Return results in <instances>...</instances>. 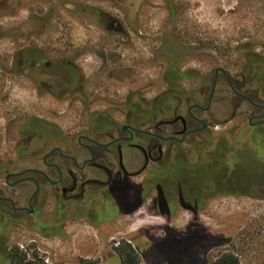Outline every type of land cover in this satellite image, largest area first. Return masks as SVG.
<instances>
[{
	"label": "flooded vegetation",
	"instance_id": "obj_1",
	"mask_svg": "<svg viewBox=\"0 0 264 264\" xmlns=\"http://www.w3.org/2000/svg\"><path fill=\"white\" fill-rule=\"evenodd\" d=\"M100 1L125 7L127 22L99 9L83 8L82 16L87 12L94 20L89 26L113 44L120 41L133 50L129 41L139 26L132 20L146 0ZM165 2L172 26L180 9ZM73 9L68 12L78 15ZM182 34L167 32L145 62L161 65L158 85L136 84L133 64H125L122 52L105 51L102 42V51L91 58L73 52L72 45L52 57L35 46L21 47L16 54L20 72L26 73L21 75L35 90L59 96L56 104L65 107L60 114H73L86 128L63 132L40 116L20 128L12 158L0 165V264L10 250L9 234L25 229L62 243L70 226L89 227L103 242L110 237L116 255L128 247L147 264L140 250H148L155 237L213 238L201 225L171 228L180 210L196 219L202 207L222 198L264 201V82L253 87L246 78L257 75L255 63L264 65V57L246 54L240 82L218 65L215 42L198 43ZM193 60L211 66L192 68ZM150 88L157 92L150 94ZM216 107L225 115L217 117ZM154 215L165 227L140 224L132 234L114 237L130 228L128 221ZM214 240L203 250V264L227 243ZM196 243L197 238L189 240L187 248Z\"/></svg>",
	"mask_w": 264,
	"mask_h": 264
},
{
	"label": "rangeland",
	"instance_id": "obj_2",
	"mask_svg": "<svg viewBox=\"0 0 264 264\" xmlns=\"http://www.w3.org/2000/svg\"><path fill=\"white\" fill-rule=\"evenodd\" d=\"M170 1L180 9L172 26L167 20L165 0H146V5L138 10L132 20H137L139 26V32L132 35L133 40L129 41L135 46L132 50L117 39L120 44H113L104 33L89 26L94 20L87 17V12L85 16L81 14L83 8L89 13L99 9L113 16L124 17L123 23H126L128 17L125 7L119 10L114 4L100 0H0V165L5 159L12 158V149L20 143L19 130L29 118L40 116L50 124L60 126L63 132L72 134L86 128L84 124L76 122L73 114H60L65 107L56 104L59 96L48 94L42 89L35 90L27 77L21 75L26 73L20 72L16 54L22 46H35L52 57L55 53L67 52V47L72 45L73 52L91 58V53L102 51L99 47L102 42L105 51L122 52L125 57L121 58L125 64H133L137 74L135 81L139 85H158L161 65L151 67L145 62L158 47L162 37L171 30L176 33L181 31L183 36L194 38L198 43L215 42L218 65H222L240 82L245 79L240 70L246 54L252 52L264 57V0ZM71 5L74 6V12L78 10V15L68 12ZM130 6L131 10L134 4L130 3ZM134 54H137L138 60L132 57ZM201 64L193 60L189 66L205 71L211 66ZM255 65L259 67L254 71L257 75L251 83L253 87L264 82L263 63L257 62ZM93 68L89 65V69ZM148 92L154 94L157 88H150ZM214 113L222 117L225 109L216 107ZM146 219L147 222L138 219L128 221L131 223L128 226L130 228L120 231L114 237L119 239L128 232L132 234L131 229L140 224L158 229L165 227L164 221L155 215ZM188 223L192 226L201 225L210 231L213 238L197 237L192 233L187 237L177 234L174 241L167 237H155V243L148 250H140V254L145 256V262L203 264V250L216 239L218 244L223 241L227 243L219 245L210 253L209 264L222 252L235 253L240 264H264V201L222 198L206 208L202 207L196 219L191 212L180 210L171 221V228L177 231L188 226ZM67 231V242L61 243L59 240H45L22 229L18 233L9 234L8 246L10 249L18 247L19 255L26 261L37 258L47 264H77L82 260L120 264L112 243H109L110 237L106 242L100 241L97 233L85 226H70ZM194 237L197 238L198 246L187 248L189 240L194 243ZM118 239L111 242H117Z\"/></svg>",
	"mask_w": 264,
	"mask_h": 264
},
{
	"label": "trees",
	"instance_id": "obj_3",
	"mask_svg": "<svg viewBox=\"0 0 264 264\" xmlns=\"http://www.w3.org/2000/svg\"><path fill=\"white\" fill-rule=\"evenodd\" d=\"M250 63H254V62L251 61ZM247 64H245L246 65L245 67L248 70L249 66ZM246 78L250 79L249 81H252L255 78V76L246 75ZM18 251H19L18 247L11 248L5 255L4 264H47L37 260V258L34 261H26L23 257H21V255H19ZM117 255L121 259V264H141L138 255L128 247L118 251ZM77 264H101V263L97 260H82ZM210 264H240V261L235 253L222 252Z\"/></svg>",
	"mask_w": 264,
	"mask_h": 264
}]
</instances>
